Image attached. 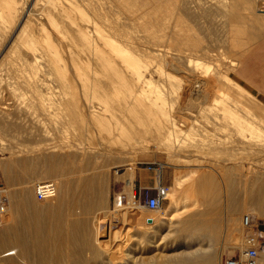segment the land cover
<instances>
[{"label": "rangeland", "instance_id": "obj_1", "mask_svg": "<svg viewBox=\"0 0 264 264\" xmlns=\"http://www.w3.org/2000/svg\"><path fill=\"white\" fill-rule=\"evenodd\" d=\"M231 1L232 0H227L226 4H232L230 3ZM236 1L238 0L232 2L233 4H237L234 7L237 8L234 10V8L231 7L230 9L231 5L228 4V9L225 11L226 13L224 12L225 14L223 12L221 14V9H216V7L214 8V6L209 5L210 7L208 6V9L213 8V10H211L215 12H211L207 9L208 15L210 16H207V12L205 13L206 16H204L205 14L202 15L206 18H212L211 24L208 23L210 20L204 17V19H200L202 16L199 14L193 16L189 14L187 16L185 15L186 18H182L186 23L188 22L187 25H191L190 27L194 26L192 29L188 26V33L194 36L196 35L195 33H197L196 37L200 39L202 45L205 44V48L208 46L206 50L213 54L211 56L212 58L210 57L209 59L208 56H199L198 54L196 56L195 52L191 51L188 46H184L183 48L185 49H181L183 54H190L192 55L191 57H193L191 58L189 66L192 72L189 73L187 70L184 71V69L176 70L170 68L171 70L168 69V72H171L173 76L169 79L164 78L163 71L157 74L155 69L157 66L153 63L156 62L157 65V63L160 64L162 62L150 59V57L147 59L148 69L146 68L145 71H148L150 75L145 72V76L149 75L150 79L153 78L152 80H154V82L157 81L156 84L158 83L157 85H159L158 87H160V89L157 88L163 93L160 92V98L163 97V100L165 98L163 107L165 111L167 110L168 112H166V116L161 112L159 115L157 114L158 120H156L155 126L159 134L156 135L155 141L148 143L147 147L133 152L131 151L132 153L103 152L97 149L98 145L96 144V138V141L94 140L95 142L93 141L94 138L89 139L87 137H83L81 140H74L73 135L75 136L76 132L73 131L72 126L61 127L63 131L61 133L63 134L62 136L56 132L54 125L47 121H45L47 124H45V128L48 130V139L42 138L31 130L33 126L29 123H23L24 125L22 124L19 125V127H14V130L9 128L3 131L1 130L3 133L0 131V185L5 189L7 197L5 217H9L8 212L11 211L13 214L11 225H17L16 228L21 230L20 227L22 222L27 215L30 216L29 220L33 222L31 223L32 227L27 235L28 241L32 244L35 243L34 239L37 238L39 244L36 247H40L43 254L46 252L45 255L50 259V263L112 264L108 261V256L111 251L116 252V250L111 249L107 241L110 235L109 231L111 230L116 233L123 232L125 237L132 235L145 240L143 244L137 243L135 258L133 260L125 256L124 260L128 264H165L166 259H169V257L171 258L173 255L175 257L176 254L179 255V253H186L189 250L193 251L198 248L201 250V253L200 257L197 259L198 261L196 260L194 264H208L207 260L209 258H211V260L209 259L210 261L208 260L210 264H220V260L223 256L228 254L236 255L239 252V248H243L246 230L242 227L241 218L244 215H249L253 232L255 236L261 240V242L257 240L258 264H264V220H259L258 216L255 214V207L264 205V169L260 167H264V144L262 145L257 141L247 140L246 134L249 137L250 133L241 130H239V132V128H236V125L233 124L235 119H229L230 122L226 121L228 115H234L233 117L235 118L240 114V111L238 112L237 109L239 107L235 108L230 114L229 112L222 114V112L215 110H213L215 112H212V110L207 108V105H209L210 100L216 93L223 98L226 96L224 93H218L220 84H216V80L213 79L214 76H210L214 68L235 80L236 72H234V69L239 57L257 46L264 44V26H259V24L257 25V23L255 24L254 22H262L264 0H250L249 3L245 2L246 0ZM239 4L242 6L244 5V7L250 4L251 9L247 7L244 9L242 7V10L244 9L242 12L241 7H239L240 9L238 8ZM230 10L235 11H233V14L230 12V15L235 16H237L236 11L238 10L240 14H238V17L240 16V19L235 18L237 21H233V19L232 22H230L229 20L232 19V16H230L229 19H227L228 16H225L227 15V11L229 12ZM170 13L168 17L170 16L172 18V14ZM213 13H215L216 17L212 16ZM216 13L218 15H216ZM241 13L244 14L245 18H242L243 14ZM197 16L200 17L198 18ZM194 17H197L198 20L197 18L194 19ZM171 18H169V21L166 20V22H168V27L170 26L169 31L171 30L168 34L166 29V35L168 37L159 38L162 40H158L160 44L156 41L162 48L165 46L168 55H170L171 52H180L177 49L174 50L172 45L173 42H170L171 40L168 41L170 37L173 36ZM191 18L194 24L189 23ZM213 18L215 19L213 20ZM241 18L244 22L243 26L245 25L244 28L246 31L243 30V32L238 35L237 38L239 42L234 45L231 39L233 33L229 34L230 32L226 31V34L225 30L231 28L232 23H236L235 25L238 27ZM222 21L227 26V29H224L226 26L223 25ZM200 23L205 24H203V26L201 24L200 26ZM248 23L257 25V29L253 30L250 25L247 27ZM196 24L199 25L200 28L199 26L195 28ZM208 24L210 28L207 29ZM212 24L213 26L216 25V28L213 27ZM202 27H204L205 30ZM198 28L202 29L197 31ZM206 29L207 31L210 30L208 31L209 33H206ZM216 29H219L218 33ZM251 29L253 35L255 33V36H252ZM202 30L204 32H202ZM214 30L216 31L214 32ZM219 31L222 32L219 33ZM250 33L251 35H248ZM144 34L145 32L142 33L143 36ZM167 38L168 40H166ZM144 39H142V43H144ZM228 39L233 44L229 42ZM149 53L151 52L147 54L150 55ZM195 59H198L201 63L195 65V63H197ZM210 59H213L215 62ZM202 62L203 64L207 63L206 67L208 66L207 69H209L206 75L200 72L205 69L204 66H202ZM150 70L151 73L149 72ZM186 73H189V75ZM191 73L192 76H190ZM196 73L198 75H196ZM149 76L147 77L149 78ZM151 76L153 77L151 78ZM207 76L211 79L210 82L209 78L206 79ZM196 78L206 79L203 80L204 84L201 85L202 88H200L203 90L205 87L206 95L203 97L205 99L202 100L199 98L197 100L200 101V103L203 101V106L206 107H204L202 111H199L198 108L200 104H198L197 101H193L194 98L197 97V92L195 90L198 88L194 87V83H197ZM187 79L192 83H190L191 87L196 93L195 95V93L192 92L188 99L183 93V87L184 84L187 83V81H185ZM184 81L186 83H184ZM171 84L174 87L169 89V87L172 86ZM179 84L182 86L180 87ZM179 87L181 90L178 89ZM248 93L250 95L239 89L238 99L245 101L248 100L249 97L251 101L253 100L252 102L255 104L249 102V105L251 104L250 106H253L252 109L257 113V116H250L249 118L251 121L255 122V124L259 123L261 125L262 123L261 126L264 127V122L261 121V119L264 120V114H262L264 105L249 91ZM188 101H193L192 103H197L198 105L193 104V106H187V103H189ZM257 103L259 104L256 105ZM245 112L244 110V113ZM195 118L202 120L201 125L199 124L200 122L194 125L189 124ZM168 119L173 120L176 125L170 127V125H168ZM75 125L76 124L73 126ZM33 134L34 136H31ZM181 139L193 145V147H187V149L190 148L189 154L188 152L182 153V151L177 150V147H169L172 144L177 146ZM213 139L215 140L213 141ZM93 147H95L96 150H94ZM158 164L162 166L160 170L161 182L168 185L170 190L174 188L177 179L182 180V182L179 189L174 192V196L178 198L177 205L171 206L167 195V199L163 202L159 211L153 214L156 216L154 218V223H152V221L145 220V218L151 216V212H147L145 208L142 207V200L139 194L143 192L144 188H147L150 192L153 191L143 180L146 177L151 179L152 184L150 185L152 187L154 186V170L147 169V166L151 165L156 167ZM45 181L54 183L55 194L49 199L38 200L33 193V185L37 182ZM122 192L128 197V204L118 203L119 194ZM50 202L52 204H50ZM125 209L128 217L122 220L123 218L121 219L120 214L124 212ZM171 212L173 216L170 220H167L166 216ZM134 213L138 216L140 215L141 218L136 220L132 218ZM6 219L8 218H4V224L0 227V233L5 232L6 229L10 227L7 221L5 223ZM33 223H35V225H33ZM203 223L211 224L214 228V232L213 237L210 238L209 241L203 239L201 243L200 240H195V237L202 233V230L199 229ZM127 227L128 229H126ZM151 240L153 242H150ZM234 241L238 243L237 247L232 246ZM155 243L157 245L153 247ZM14 245L11 237L4 238L0 240V252L17 250ZM106 245L107 247H105ZM35 254L36 253H33V256L31 255L34 260L37 257V254ZM14 255L15 254H12L11 256ZM32 258H22L18 256L17 259L26 264H36Z\"/></svg>", "mask_w": 264, "mask_h": 264}, {"label": "bare ground", "instance_id": "obj_2", "mask_svg": "<svg viewBox=\"0 0 264 264\" xmlns=\"http://www.w3.org/2000/svg\"><path fill=\"white\" fill-rule=\"evenodd\" d=\"M232 1L235 2V0ZM232 1L230 2L232 4L228 3L231 5L230 9L237 5L235 3L233 4ZM245 2L249 3L250 0H246ZM226 3L227 0H0V131L9 128L14 130L23 123H29L33 126L31 130L42 138L48 139V130L45 128V121H47L54 125L56 132L59 134L63 132L62 128L65 126H72L73 131L76 132V135H73L74 140H81L83 137L89 139L94 138L93 141L97 139L96 144L98 148L95 143L94 145L98 150L103 152L132 153L135 150L147 147L148 143L155 141L156 135L159 134L155 126L159 113L161 112L164 116L168 113L163 107L165 98L164 100L163 97L160 98L161 91L159 90V85H157L158 83L156 84L157 81L155 80L156 82H154V80H152L153 76H151L152 79H150V74L148 71H145L146 68L148 69L147 59L150 57V59L162 62L160 64L157 63V65L156 62L153 63L157 66L155 68L157 74L163 71L162 73L164 76H162L164 78L169 79L173 76L171 72H168L170 68L176 70L184 69V71L187 70L189 73L192 72L189 66L191 58L193 57H191L192 55L190 54H183L181 49L184 46H188L191 51L195 52L196 56L197 54L199 56H208L209 59L213 54L206 50L208 46L205 48V44L202 45L200 39L196 37L197 33H195V36L188 33L191 25H187L188 22L186 23L182 18H186L189 14L192 16L199 14L202 16H199L200 19L206 16V14L210 16L207 12L210 6L221 9L222 14V12L224 13L228 9L227 7L229 5ZM240 5L241 4H239L238 8L241 7V10L242 7L244 9L246 7L251 9L250 4L246 7ZM236 8H234V10ZM211 9L213 10V8L208 10L215 12ZM233 11H227V15H225L226 17L228 16L227 19L232 16V19L229 20L230 22H232L233 19V21H237L235 18L240 19V16L238 17V10L236 11L237 14L235 13L237 16L230 15V12L233 14ZM169 13L172 14V18L170 16L168 17ZM202 14L205 15L203 16ZM213 14L212 16H215V13ZM216 15L218 14L216 13ZM262 16V22L254 21L255 24L257 23L259 26H264V14ZM243 17L245 18L244 14L242 18ZM169 18L172 19L170 21L172 22L171 29L173 31V36L171 35L172 37L166 40H171L170 42H173L172 45L174 50L177 49L180 51L179 53L171 52L170 55H168V52L165 50V46L163 45V49L158 41L163 37H168L166 35L167 31L168 34L171 32V30L169 31L170 26L168 27V22H166V20L169 21ZM192 18L191 21L193 20ZM196 18L194 17V19ZM242 18L241 21L239 20L240 25H238V27L235 25L236 23H232L231 28L228 29L224 23L225 19L224 22L222 21L223 25L226 26L224 29H227L225 32L229 31V34L233 33L231 39L234 45L239 42L237 38L238 35H240L243 30L246 31L244 28L245 25L243 26L244 22ZM206 19L210 20L208 23H212V18L210 19L209 17ZM214 19L215 18H213V20ZM191 21L189 23L194 24V22ZM194 21L198 22L196 20ZM197 24L195 28L199 26ZM201 24L203 26L205 23H200V26ZM255 24L248 23L247 27L250 25L253 30H255L257 29V25ZM192 28H194V26L190 27V29ZM199 28L197 31H200L202 28L205 30L204 27L201 29ZM208 28H210L209 24L207 29ZM216 30H214V32ZM208 31L206 33H209ZM144 32L145 34L143 36L142 33ZM202 32L204 31L202 30ZM221 32L222 31H219V33ZM251 33L248 35H251ZM252 36H255V33L254 35L252 33ZM149 38L150 41L148 42ZM142 39L145 40L144 43H142ZM156 41H158L159 44H157ZM148 52H151L149 53L150 55L147 54ZM196 62L195 65L201 63L198 59ZM213 62L215 61L213 60ZM206 64L202 62V66H204L205 69L202 68L203 71H200L201 73L203 72L204 75L209 71ZM145 72L149 74L147 75L149 78L145 76ZM149 72L151 73V70ZM189 73L186 74L189 75ZM211 73L210 76H214V78H212L216 80V84H220L218 93H224L226 96L223 98L216 93L210 100L207 108L212 110V112L220 111L222 114L226 112L230 114L235 108L239 107L237 109L238 112L240 111V114L238 113L239 115L235 118L233 117L234 115L225 116L227 119L226 121L230 122L231 119H235L233 124L236 125V128H239L238 131H248L250 133L249 137L246 134L247 140L257 141L263 145L264 127L261 126L262 123L261 125L259 123L255 124V122L251 121L249 118L250 116H257V113L252 109L253 106H250L251 104L249 105V102L252 104L254 103L252 102L253 100L251 101L249 97L248 100L245 101L238 99L239 89L246 94H249L248 91L228 75L215 68ZM196 75L198 74L196 73ZM190 76H192V73ZM207 78H209V76H207L206 79ZM206 79L196 78L197 83H194V87L198 89H194L197 92V97L193 100L194 102L199 98L202 100L205 99L203 98L206 95L205 87L203 86V90L200 88H202L201 85L204 84L203 80ZM210 80L209 78V82ZM185 81H187V83ZM185 81L184 83L186 84H184L183 93L188 99L189 95L194 91L191 87L192 83L189 82L190 80L187 79ZM181 86L182 85H180V87ZM171 87L173 88L174 86H170L169 89ZM180 87L178 89L181 90ZM193 101H188L189 103H187V106H193ZM197 103L195 104L199 106V111H202L205 107L203 106V101H201V103L197 101ZM258 104L259 103L256 105ZM244 110L247 112H245L246 114ZM263 112L262 114H264ZM261 121L264 122L262 119ZM197 122H200L199 124L201 125L202 120L195 118L189 124L194 125ZM74 124L76 125L73 126ZM168 125L172 127L175 126L176 123L168 119ZM61 135L63 136V134ZM31 136H34V134ZM214 140L215 139H213V141ZM188 146L193 147V145L181 139L177 146L172 144L169 147H177V150L182 151V153L188 152L189 154L190 148L187 149ZM95 147H93L94 150H96ZM260 167L264 169V167ZM154 173L157 174V171H154ZM181 182L182 180L177 179L174 188L170 190L169 187L168 189L167 195L171 206H176L178 203V198L174 196V192L179 189ZM50 204L52 203L50 202ZM145 210L151 212V216L145 218V220L149 219L154 223L156 215L154 216L153 214L158 212L159 208L155 210ZM255 212L259 220H264V205L256 206ZM8 214L9 217L4 218H8L5 220V223L7 221L10 227L6 229L5 232L0 233V240L11 237L17 250L0 252V264H26L19 261L17 259L18 256L22 258H32L31 255L33 256V253L37 254H35L37 256L35 260L32 258L36 264H53V262L50 263V259L45 255L46 252L43 254L40 247H36L39 244L37 238H33L35 243L32 244L28 241L27 235L32 227L31 223L33 222L29 220L30 216L26 214L27 216L22 224L20 222L21 230L19 229V231L16 228L17 225H11L13 221V214L11 211L8 212ZM120 216L121 219L123 218L122 220L128 217L126 209L124 212H121ZM172 216L173 213L171 212L166 216V219L170 220ZM132 218L136 220L141 218V216L134 213ZM35 223H33V225H35ZM201 226L199 230H202V233L195 237V240H200L201 242L203 239H206L209 241V239L213 237L214 228L211 224L206 223H203ZM126 229H128V227ZM109 234V239L107 240L108 244L111 249L116 250V252L111 251L109 256L107 255L108 261L112 264H128L124 260L125 256L133 260L135 258L137 243L143 244L145 241L142 238L132 235L125 237L123 232L116 233L110 230ZM256 238L260 240L257 236ZM150 242L153 241L151 240ZM156 245V243L153 244V247H156ZM237 245L238 243L234 241L232 246L237 247ZM105 247H107V245ZM200 253L201 250L198 248L193 251L189 250L186 253H179V255L176 254L175 257L171 255V258L169 257V259H166L165 264H194L200 257ZM12 254L15 255L11 256ZM209 259L211 260V258ZM208 260L207 263L210 264ZM108 261L106 260L107 263Z\"/></svg>", "mask_w": 264, "mask_h": 264}, {"label": "built area", "instance_id": "obj_3", "mask_svg": "<svg viewBox=\"0 0 264 264\" xmlns=\"http://www.w3.org/2000/svg\"><path fill=\"white\" fill-rule=\"evenodd\" d=\"M161 165L156 167L148 165L147 169L157 171L154 177V186L150 192L147 188L140 192L142 207L147 210H155L161 208L163 202L167 199L169 186L161 182L160 170ZM33 193L38 200H46L54 196L55 185L53 182H37L33 185ZM134 197V195H133ZM118 203H129L128 197L122 192L119 194ZM7 208V197L5 189L0 185V227L4 224V217ZM151 221V220H146ZM242 227L246 230L244 237V246L236 255L229 254L221 258L220 264H257L258 241L253 232L252 223L249 215L241 218Z\"/></svg>", "mask_w": 264, "mask_h": 264}, {"label": "crops", "instance_id": "obj_4", "mask_svg": "<svg viewBox=\"0 0 264 264\" xmlns=\"http://www.w3.org/2000/svg\"><path fill=\"white\" fill-rule=\"evenodd\" d=\"M234 72L236 82L264 105V44L241 55ZM143 181L153 188L151 179L146 177Z\"/></svg>", "mask_w": 264, "mask_h": 264}]
</instances>
